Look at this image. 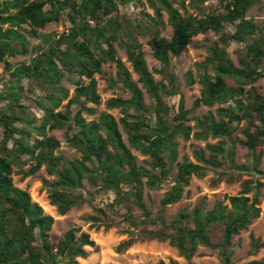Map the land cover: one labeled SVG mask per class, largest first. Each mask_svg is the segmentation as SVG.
Here are the masks:
<instances>
[{"label": "trees", "instance_id": "obj_1", "mask_svg": "<svg viewBox=\"0 0 264 264\" xmlns=\"http://www.w3.org/2000/svg\"><path fill=\"white\" fill-rule=\"evenodd\" d=\"M206 1L0 0V66L9 73V79H0V264H79L78 259L88 256L86 248L96 245L89 234L78 236L76 228L62 239L51 237L54 217L33 202L27 190L14 184V166L26 162L33 164L25 176L45 168L55 177L51 185L45 184L50 204L61 216L90 202L95 212L88 218L91 226L108 230L112 226L106 210L119 213L117 207L123 206L126 221L140 232L135 235L130 231L129 238L117 246L118 254L125 253L140 237L168 241L187 264H196L192 260L201 247L217 252L222 264H235L233 239L261 217L263 184L259 177L264 173L261 155L256 156L255 151L264 146V95L255 84L264 79V22L249 19L248 13L263 0H219L222 11L210 12ZM146 5L152 13L145 11ZM128 6L137 12L122 14L121 8ZM61 21L70 25L67 31L44 35L28 64L12 66L8 60L27 56L30 39L38 38V30ZM167 26L172 29L170 36L163 35ZM209 32L220 37L211 42L207 57L197 65L202 88L193 109L217 108L194 118L191 126L187 125L191 110L185 109L183 96L173 116L165 102L180 94L177 76L169 66L195 37ZM141 38H149L153 56L161 64L157 71L163 78L160 81L148 68ZM232 44L238 45L237 64L227 51ZM118 48L125 51L137 81L118 57ZM106 64L117 67L110 87L120 84L128 95L111 98L107 107L120 109L123 117L117 120L112 114L101 113L88 121L83 115L95 116V106L101 104L96 75L103 73ZM66 81L75 85L72 96ZM187 81L189 85L196 83L192 73ZM27 100L41 116L31 111L24 103ZM65 101V109L60 110ZM243 122L244 140L232 141ZM65 127L70 131L67 143L82 155L80 159L56 155L60 142L48 132ZM192 136L221 141L194 148V161L185 157L174 173L179 139L189 141ZM237 143L251 153L247 164L236 163ZM132 150L148 160L139 164ZM225 166L234 173L257 177L245 181L236 196H227L212 208L203 198L168 223L164 209L181 201L192 178H204L211 169ZM169 179L170 189L160 202L161 210L153 216L144 201V190L160 189ZM86 182L109 197L104 209L93 204ZM129 201L142 211V222L131 215L126 205ZM219 227L222 237L215 240L212 232ZM251 247L255 254L263 243L251 236ZM246 264H264V260Z\"/></svg>", "mask_w": 264, "mask_h": 264}, {"label": "rangeland", "instance_id": "obj_2", "mask_svg": "<svg viewBox=\"0 0 264 264\" xmlns=\"http://www.w3.org/2000/svg\"><path fill=\"white\" fill-rule=\"evenodd\" d=\"M207 7V12L212 10H220L219 0H207L205 2ZM145 11L152 13V11L147 7ZM192 11V10H190ZM122 14H127L132 16L137 10H134L132 6L126 8H121ZM248 18L253 19L257 23L264 22V0L263 3L257 7L251 9L248 13ZM165 22L167 23V16H165ZM69 24L65 21L59 23H51L45 29L38 30V38L30 39V50L27 56H18L16 58H11L8 61L12 66H17L22 63L28 64L32 57L36 56L33 53V48L42 42L43 36L47 34L62 33L67 31ZM6 28V27H4ZM171 27L167 26L163 35H171ZM230 32L231 30H227ZM220 37V34L214 32H209L207 34L199 35L193 39L192 44L188 47L187 51L184 52L178 58H172L169 66L170 72L177 76L179 84V95L168 97L165 99L167 106L170 108V115L173 116L178 112L179 102L181 96L184 97L185 109L191 110L189 115L190 121L187 125L194 126L196 117H203L209 111H215L217 106L213 108H208L206 106H201L197 109L194 108L195 101L201 95V85L198 83L199 71L197 65L202 63L208 55V47L211 42H215ZM149 38H141L140 42L143 45V50L145 52V59L148 68L153 73L155 79L160 81L162 76L157 73L161 69V64L154 58L153 52L148 45ZM238 45L232 44L227 48V51L232 58V60L237 64L238 57L236 55V50ZM118 57L126 64L127 68L132 74V79L134 81L138 80V76L133 72L131 64L127 60V56L124 50L118 48ZM192 73L195 82L193 85H189L187 81V75ZM117 77V67L115 64H106L103 66V73L96 75V80L98 82V92L101 96V104L95 106L97 113L95 116L83 115L88 121L97 119L101 113L112 114L117 120L123 117L120 109H109L107 107V102L111 98L123 96L125 98L128 95L125 93L122 86L119 84L115 87H110V80H116ZM0 79L5 81L9 79V73L4 71V66H0ZM229 85H235L233 80H227ZM22 84L28 87V82L23 81ZM66 87L70 90L71 96L74 94L75 85L70 82H65ZM258 91L264 95V79L259 80L255 84ZM141 87V85H140ZM39 94V91L36 90ZM146 104L150 105V99L147 93H145ZM30 107L31 111L35 112L38 116H41V112L38 111L35 104L27 100L24 102ZM68 103L65 101L63 107L60 110H64V106ZM2 106V104H0ZM92 106V105H90ZM245 127L243 122L238 131L232 136V141L244 140L241 130ZM197 131V130H195ZM70 131L65 127L60 130H54L48 132V136L54 137L60 142V148L56 151V155L63 156L68 160L80 159L81 154L73 147H71L66 140V135ZM125 142L128 144L127 137L123 135ZM221 139H212L209 137L207 140H199L195 137H191L189 141L179 139V158L175 164L174 173L177 170V165L181 163L185 157L190 161H194L193 149L205 148L208 144H217ZM230 143H232L230 141ZM133 154L137 157L138 163L142 164L144 160H148L147 157L142 156L138 151L132 150ZM255 155H261V165L260 169L264 173V146L256 149ZM236 163L239 165L247 164L248 161L252 160L251 153L240 143L236 145ZM26 160V159H25ZM33 163L26 162L25 165L14 166V184L16 187L27 190L33 200V202L38 203L45 211L46 214L51 215L55 219L54 226L51 230V237L55 240L62 239L64 235L72 228L79 229L77 233L78 236L82 233L89 234L91 239L95 242V247H87L88 256L84 259H78L79 264H159L163 261L165 264H173L176 262L178 264H187L188 262L179 255L177 249L170 246L167 242H160L157 240H142L137 237V242L128 249L123 254H118L116 252L117 246L129 238V232L132 231L137 235L140 230H134L130 223L126 221L124 214L126 209L117 207L119 213H114L110 210H106L107 221L111 224L112 228L106 230L104 227L99 229L91 226V222L88 220L90 216L95 215L93 206L90 202H86L78 208L72 209L66 215L61 216L58 214L56 207L50 204L49 194L45 182L51 185L55 181V177L47 173L45 168H41L35 175L25 176V173L29 171ZM225 174V175H222ZM234 177H229L231 175ZM257 176L247 173L233 172L225 166L221 169H211L207 176L204 178L193 177L190 186L185 189V193L180 202L168 205L163 211L168 223L171 221L172 217L177 215L183 209L192 210L203 198H206L208 203V208H212L217 201H224L227 196H236L242 187V184L251 179H255ZM263 184L262 196L260 199L261 217L253 222V224L245 231H242L240 235L233 239L232 249L234 251L233 261L235 264H246L252 261L264 260V176L259 177ZM170 180L162 185L160 189L149 190L145 188L144 190V201L149 210L152 211L153 216H157L161 210L160 202L166 192L170 189ZM86 192H92L90 197L93 204L99 208H105L108 202V196L99 190H95L90 187L86 182L84 184ZM85 193L87 196L88 194ZM134 219L142 222V211L136 207L132 201L126 204ZM148 229H156V227H149ZM212 236L215 240H219L222 237V229L219 227L212 232ZM251 236L256 239H260L263 243V248H261L255 254H252L251 247ZM196 264H222L219 254L215 251L201 247L198 250L197 255L192 260Z\"/></svg>", "mask_w": 264, "mask_h": 264}]
</instances>
